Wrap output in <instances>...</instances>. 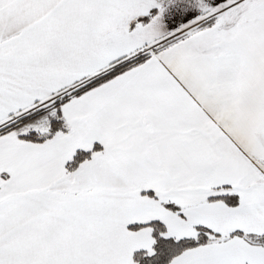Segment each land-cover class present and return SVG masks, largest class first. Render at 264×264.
I'll use <instances>...</instances> for the list:
<instances>
[{
  "label": "snow or ice",
  "instance_id": "6c2138e0",
  "mask_svg": "<svg viewBox=\"0 0 264 264\" xmlns=\"http://www.w3.org/2000/svg\"><path fill=\"white\" fill-rule=\"evenodd\" d=\"M0 264H264V0H0Z\"/></svg>",
  "mask_w": 264,
  "mask_h": 264
}]
</instances>
